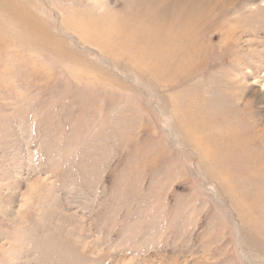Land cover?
Instances as JSON below:
<instances>
[{
  "label": "rangeland",
  "instance_id": "rangeland-1",
  "mask_svg": "<svg viewBox=\"0 0 264 264\" xmlns=\"http://www.w3.org/2000/svg\"><path fill=\"white\" fill-rule=\"evenodd\" d=\"M0 264H264V0H0Z\"/></svg>",
  "mask_w": 264,
  "mask_h": 264
},
{
  "label": "bare ground",
  "instance_id": "bare-ground-1",
  "mask_svg": "<svg viewBox=\"0 0 264 264\" xmlns=\"http://www.w3.org/2000/svg\"><path fill=\"white\" fill-rule=\"evenodd\" d=\"M173 21V20H172ZM180 23V22H179ZM175 31V30H174ZM179 31V30H178ZM182 31V30H181ZM179 33H178V37H179ZM186 35V34H185ZM181 36V35H180ZM177 38V37H176ZM196 38V37H195ZM199 42V41H198ZM198 42H196V43H198ZM186 50H187V48H186ZM228 119H226V121H227ZM230 121V120H229ZM234 133V132H233ZM254 133H256V132H254ZM232 134V133H231ZM236 134V133H235ZM234 135V134H233ZM258 135H260V134H258ZM229 138H230V134H229ZM236 139V138H235ZM259 140V139H258ZM258 142V141H257ZM262 142V141H261ZM233 147H234V145H233ZM231 151H233V150H231ZM232 153V152H231ZM234 153V152H233ZM232 153V154H233ZM233 156V155H232Z\"/></svg>",
  "mask_w": 264,
  "mask_h": 264
}]
</instances>
